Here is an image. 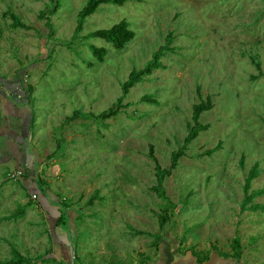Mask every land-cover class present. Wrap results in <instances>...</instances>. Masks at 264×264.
Masks as SVG:
<instances>
[{
	"label": "rangeland",
	"instance_id": "rangeland-1",
	"mask_svg": "<svg viewBox=\"0 0 264 264\" xmlns=\"http://www.w3.org/2000/svg\"><path fill=\"white\" fill-rule=\"evenodd\" d=\"M88 1L60 0L52 15V0H0V263L15 247L36 264H63L74 254L76 264H152L175 255L197 264L193 252L209 255L204 264H264V213L241 212L257 163L251 191L264 187V0L102 5L75 36ZM9 10L27 28H13ZM122 20L136 33L123 51L84 40ZM171 33L176 50L162 60L166 68L130 91L118 117L98 120ZM89 45L109 50L103 63ZM148 95L159 105L142 103ZM208 97L214 108L200 122L209 130L165 181L171 207L151 191L150 149L168 169L194 125V105ZM16 169L25 176L11 179ZM96 191L100 198L87 205ZM255 202L264 205V197ZM21 209L23 218L6 220ZM237 238L242 257H223L235 253Z\"/></svg>",
	"mask_w": 264,
	"mask_h": 264
},
{
	"label": "trees",
	"instance_id": "trees-1",
	"mask_svg": "<svg viewBox=\"0 0 264 264\" xmlns=\"http://www.w3.org/2000/svg\"><path fill=\"white\" fill-rule=\"evenodd\" d=\"M142 2L143 0H89L87 5L80 11L78 15V25L75 30V36L79 35L83 29L84 24L87 18L94 15L98 9L102 5H115L119 7H123L128 2ZM55 2L54 8L48 9V12L52 15L56 14V12L61 8L60 0H52ZM46 11L42 12V18L45 17ZM8 16L11 20H13V28H27L20 20V18L15 15L10 10L8 11ZM49 20V18H46ZM136 37V33L131 29L130 23L127 20H122L121 22L117 23L110 29H101L95 32L88 34L84 37L85 41H89L92 38H100L106 41L108 44L112 45L114 49L118 51H123L127 45H129ZM175 38L173 33L169 34L166 39V44L162 46L158 51H156L152 57V59L147 63V65L140 70L134 69L130 75L128 80L122 85V92L123 95L120 97L113 106L100 113L96 118L102 122L107 120L114 119L118 117L122 111L129 107V105H124V99L130 93V91L137 86L138 84L146 81L150 76H152L156 70L165 69L166 67L162 64V60L167 56V52H174L176 49L172 47ZM89 50L92 52L94 58L98 61L103 63L109 54V50L102 47H97L95 45H89ZM263 75V74H262ZM32 90V88H30ZM142 103H148L151 105H159V102L154 98L152 95L144 96L142 98ZM214 108L213 101L210 97H208L207 101H201L198 105H194L193 107V122L194 125H189V133L188 136L185 138L183 146L176 152L172 154L171 157V165L168 169L162 168L158 159L154 155V148L151 147L149 152L150 159L155 163V175L157 184L151 188V191L154 192L158 198L167 201L171 207H176L168 198L164 184L167 178L171 177L173 172L178 169L179 161L186 156L189 146L194 142L202 132H206L209 130V125H203L200 122V117L205 113L209 112ZM78 116V115H77ZM76 116V117H77ZM222 147V144L218 145L217 148L206 152V155H213L217 151H219ZM59 149V147H58ZM241 165L244 166V160L241 161ZM260 175V166L259 164H255L254 167L251 169L248 178L246 179L244 192L245 198L241 205V212H262L264 213V205L260 203H256L255 200L260 197H264V187L259 190L251 191L252 182L257 179ZM25 176V174L23 175ZM251 191V192H250ZM100 198V192L96 191L94 196L89 200L87 205H94L95 201ZM172 211V209H171ZM170 209L165 210L163 214V218L165 220H170ZM173 212V211H172ZM25 209H21L18 213L13 214L11 217L7 218V221L10 220H18L25 216ZM58 223H63V218L60 217L58 219ZM241 240L237 238L233 243V250L234 254H223V257L229 259H237L239 260L242 257L241 252ZM12 259L9 261L1 262L0 264H36L35 262L29 260L25 256H23L20 251L13 247L11 250ZM177 254H179L177 252ZM196 260L197 264H204L210 261V257L205 252H193L192 253ZM171 255V253H170ZM173 255V254H172ZM77 259V258H76ZM172 263V261H169Z\"/></svg>",
	"mask_w": 264,
	"mask_h": 264
},
{
	"label": "built area",
	"instance_id": "built-area-1",
	"mask_svg": "<svg viewBox=\"0 0 264 264\" xmlns=\"http://www.w3.org/2000/svg\"><path fill=\"white\" fill-rule=\"evenodd\" d=\"M23 170V169H22ZM20 170V169H16L15 171H13L10 174V178L13 180H19L23 177L24 172ZM36 195L33 196L34 199H36ZM76 254H74V256H72V258H70L69 260H66V262H64L63 264H76L77 263V259H76Z\"/></svg>",
	"mask_w": 264,
	"mask_h": 264
},
{
	"label": "crops",
	"instance_id": "crops-1",
	"mask_svg": "<svg viewBox=\"0 0 264 264\" xmlns=\"http://www.w3.org/2000/svg\"><path fill=\"white\" fill-rule=\"evenodd\" d=\"M174 255V254H173ZM176 256L173 258L171 256V261L172 263L170 262H164V259L163 256H161L155 263H152V264H191L190 262V258H186V257H180L178 260L176 259ZM193 264V263H192Z\"/></svg>",
	"mask_w": 264,
	"mask_h": 264
}]
</instances>
